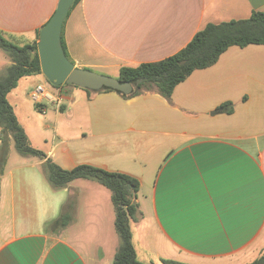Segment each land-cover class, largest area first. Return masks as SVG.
<instances>
[{"label": "crops", "instance_id": "1", "mask_svg": "<svg viewBox=\"0 0 264 264\" xmlns=\"http://www.w3.org/2000/svg\"><path fill=\"white\" fill-rule=\"evenodd\" d=\"M58 2L0 0V30L37 40ZM254 10L264 11V0H81L67 18H79L100 53L86 64L119 72L177 53L208 23ZM39 74L38 82L22 77L8 94L47 157L13 164L7 157L0 174V264H112L102 262L114 259L119 246L110 195H85V186L102 191L76 180L52 188L47 158L65 169L89 164L139 180L140 213L131 227L142 262L235 264L251 251L262 254L264 44L230 46L214 65L180 82L171 99L156 90L125 98L61 86L54 92L62 96L60 109L46 102L40 110L31 91L39 83L50 87ZM229 102L231 112L219 109ZM20 114L40 120L39 144ZM2 134L0 127V145ZM64 210L72 220L53 225Z\"/></svg>", "mask_w": 264, "mask_h": 264}, {"label": "trees", "instance_id": "2", "mask_svg": "<svg viewBox=\"0 0 264 264\" xmlns=\"http://www.w3.org/2000/svg\"><path fill=\"white\" fill-rule=\"evenodd\" d=\"M80 1L75 0L70 11ZM39 35L37 40L24 42L14 33L0 30V47L7 52L10 60L7 74L0 78V127L2 132L12 135L20 152L44 159L47 157L44 151L28 144L26 130L18 121L13 107L8 101V94L22 77L33 73H42L38 51ZM62 42L68 55L63 33ZM250 44H264V11L262 10L252 11L247 18L206 24L182 49L164 59L122 66L117 78L120 82L132 83L134 89L130 94L110 88H106V90L116 91L125 98L156 90L164 97L171 99L175 87L195 70L214 65L230 46L245 47ZM225 107H228L230 112L233 110L231 102L220 106L219 109ZM5 163V153H1L0 166L2 170H0V174L3 172ZM43 168L54 189L67 187L75 180L86 178L95 179L110 189L116 210L115 224L120 237V244L112 264H148L138 259L132 239L131 224L140 213L136 200L140 190L138 179L123 172L108 171L89 164H80L74 168L65 169L51 158L46 159ZM71 220L72 213L64 210L52 224L64 227ZM166 262L183 264L172 260ZM247 264H264V251L258 258Z\"/></svg>", "mask_w": 264, "mask_h": 264}, {"label": "rangeland", "instance_id": "3", "mask_svg": "<svg viewBox=\"0 0 264 264\" xmlns=\"http://www.w3.org/2000/svg\"><path fill=\"white\" fill-rule=\"evenodd\" d=\"M64 27V26H63ZM66 34L68 36V52L71 58H73L75 61H77L78 63L82 64L85 66L86 61L88 60L89 56L93 55V56H99L100 53L97 50V48L94 46V44L87 38V36L84 34L83 28L81 26V23L79 21V18L76 17H68L66 20ZM24 40V42H29L32 41L33 39L31 37H20ZM20 40V39H19ZM68 56V55H67ZM10 64V60L8 57L7 52L0 47V78L4 75L7 74V67ZM86 68H88L89 70H92L96 73L99 74H103V75H109V76H113V77H118L119 76V72L117 70H112V69H108V68H102L100 66H95V65H91V64H86ZM24 81H26V79L29 80H33L35 82H38L40 80L43 79V75L39 74V73H33L30 74L28 76L24 77ZM50 90H52L53 92L57 93L58 89L60 87L52 85L50 82L48 83ZM63 87L65 88H71V89H85V88H81L79 86H75L72 84H65ZM13 100V99H12ZM34 103V102H33ZM46 103V102H45ZM49 106L52 105L51 102H48ZM36 105V104H34ZM37 106V105H36ZM52 107V106H51ZM14 110V109H13ZM52 113H54V110H52ZM40 116H45L46 114H42L39 113ZM20 118L21 120H23L24 124H26V127L28 129V131L30 133H32L34 140H36L37 144H39L40 142V138L37 136L39 129V124H40V120L38 119H28L25 118L22 114H20ZM19 121V120H18ZM36 127V129H35ZM51 131V130H50ZM2 141L3 143L0 145V154L1 153H5L6 156V160L8 157V164H13L16 162H19L20 160H27L29 158H37L33 155L30 154H26V153H22L20 152L17 147H16V142L14 140V138L12 137V135L10 133H4L2 132ZM50 133V132H49ZM8 135H11L10 137ZM28 136V135H27ZM31 137H27L28 140V144L31 147L37 148L34 146V143L31 142ZM74 185H82L85 186L87 185L86 183H88L89 185H91L92 183H94L95 185H97V187H100L99 189H101L102 193H94L91 192V190L85 186V195H89V194H94V195H110V202H111V207H112V213H113V235H116L117 240H118V245L120 244V237L116 228V210H115V206L112 200V193L110 191V189H108L107 187L103 186L102 184H100L97 180L95 179H90V178H86V179H79L76 180V182H74ZM74 193H76L74 191ZM138 218V217H137ZM110 240H108V244L106 245V251L108 252V247L110 245ZM261 251L258 252H249V255L247 257H245V261H240L242 263H235V264H247L249 262H252L253 260H255L256 258L259 257ZM115 257V255H114ZM114 259H110V255L109 257L107 256L105 259H103V263L104 262H113Z\"/></svg>", "mask_w": 264, "mask_h": 264}, {"label": "water", "instance_id": "4", "mask_svg": "<svg viewBox=\"0 0 264 264\" xmlns=\"http://www.w3.org/2000/svg\"><path fill=\"white\" fill-rule=\"evenodd\" d=\"M75 0H59L52 18L42 27L38 51L42 73L55 86L73 84L93 91L110 88L130 94L134 86L118 78L76 66L67 56L62 42L65 20Z\"/></svg>", "mask_w": 264, "mask_h": 264}, {"label": "built area", "instance_id": "5", "mask_svg": "<svg viewBox=\"0 0 264 264\" xmlns=\"http://www.w3.org/2000/svg\"><path fill=\"white\" fill-rule=\"evenodd\" d=\"M31 97L36 102L40 110L44 109L45 102L54 103L59 109L63 104L62 96L56 95L52 90H50V88H48L43 83H39L34 86L31 91Z\"/></svg>", "mask_w": 264, "mask_h": 264}]
</instances>
